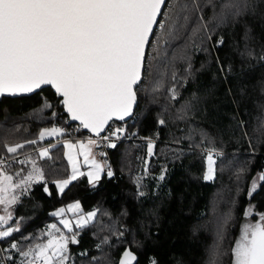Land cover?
I'll use <instances>...</instances> for the list:
<instances>
[{"label":"trees","instance_id":"obj_1","mask_svg":"<svg viewBox=\"0 0 264 264\" xmlns=\"http://www.w3.org/2000/svg\"><path fill=\"white\" fill-rule=\"evenodd\" d=\"M244 3V14L216 28L212 40L203 44L184 47L183 38L158 43L160 30L155 29L150 44L158 50L146 53L144 90L138 91L135 119L128 127L162 141L154 149L158 165L137 177L138 182L132 173L134 144L122 142L104 155L108 161L97 184L82 176L58 195L54 182L66 179L69 171L61 147H54L50 158L36 160L44 180L9 209L10 226L19 231L0 240L8 249L6 264L23 259L10 251L11 243L25 250L41 243L54 220L52 212L72 202H79L83 212L97 211V216L75 230L79 243L69 244V264H118L126 247L138 256L137 264H150L153 258L157 264H232L248 206L257 210L253 220L264 213V182L259 180L264 174V0ZM211 14L210 8L204 9L206 21ZM215 24L213 20L209 28ZM218 37L224 44L214 46ZM172 87L178 93L175 99L170 98ZM42 98L52 102L54 117L42 122L24 119ZM181 115L185 118H178ZM161 118L164 125L158 124ZM66 120L50 89L0 99V158L12 155L6 145L25 144L17 153L22 154L49 144L51 140L39 139L40 131ZM29 140L37 143L27 144ZM210 147L223 155L216 160L215 179L205 181V152L199 149ZM109 169L111 177L106 175ZM162 172L163 181L158 179ZM254 180L257 190L249 198ZM105 237L109 242L101 243ZM85 251L87 256H82Z\"/></svg>","mask_w":264,"mask_h":264},{"label":"snow or ice","instance_id":"obj_2","mask_svg":"<svg viewBox=\"0 0 264 264\" xmlns=\"http://www.w3.org/2000/svg\"><path fill=\"white\" fill-rule=\"evenodd\" d=\"M246 7L244 0H167V3L166 0H0V96L30 94L51 86L62 98L70 120L78 121L82 128L100 137L110 121H124L133 116L137 94L144 90L142 80L148 71L146 53L158 50L150 44L154 29L160 30V36L156 37L158 43L163 40L168 44L183 38L184 47L203 44L212 40L216 28L229 19L242 16ZM205 8H210L212 13L207 21ZM213 20L216 24L210 29L209 24ZM223 44V37H218L214 46ZM186 71L191 73L190 62ZM172 79H176L175 70ZM177 95L176 88L172 87L170 98L175 99ZM152 102H156L155 98ZM51 108L52 105L45 100L38 111ZM178 118L185 117L181 115ZM158 124L164 125L165 120L159 119ZM64 131L58 127L44 128L39 139L62 136ZM125 131L123 126L111 128L103 139H120ZM27 143L35 144L37 141L29 140ZM95 144V140L89 139L87 145L83 142L78 145L84 163L90 167L86 175L93 185L99 182L104 172L103 165L94 158L90 159ZM109 146L116 145L110 142ZM24 147L25 144L16 143L6 145V150L15 158ZM66 147L71 150L77 145L69 142ZM154 149V141L147 138L145 171ZM49 153L50 149L43 148L38 156L50 158ZM222 155L214 147L205 150V181L215 179L216 160ZM68 160L72 166L70 178L55 182L61 193L78 175H85L79 170L71 152ZM16 162L30 164L31 171L14 183L13 176L7 174V160L0 158V206L5 213L0 215V240L19 231L18 226L9 225L13 220L9 209L18 202L14 194L16 189L26 191L31 183L44 180V172L36 159L25 157ZM106 175L111 177L113 173L109 169ZM164 178L162 172L158 179L163 181ZM259 180L264 182V174L259 176ZM256 190L257 182L254 180L249 198ZM139 194L144 195L142 191ZM65 211L61 208L52 215L64 217ZM67 211L73 213L75 229L80 230L97 216V211L84 213L79 202L70 204ZM256 211L249 205L245 216L252 217ZM258 220L257 223L243 224L241 235L232 249L233 264H264V213L259 214ZM60 224L70 236L52 224L46 243H36L26 250L11 243L10 251L15 250L23 257L20 264H69V244L79 243L78 234L71 220L62 218ZM108 242L107 237L101 241ZM216 254L214 250L213 255ZM81 255L87 256V252ZM136 261L137 256L125 249L118 264H134ZM150 264H157V261L153 258Z\"/></svg>","mask_w":264,"mask_h":264},{"label":"built area","instance_id":"obj_3","mask_svg":"<svg viewBox=\"0 0 264 264\" xmlns=\"http://www.w3.org/2000/svg\"><path fill=\"white\" fill-rule=\"evenodd\" d=\"M135 113L133 117L125 123H122V124H119L116 122L110 123L109 127L105 130V132L100 137L91 136L90 134L84 132L82 129V126L80 125L68 124V120H66L63 123L55 122L53 123V127L63 128L65 130L64 135H62V138L60 139L59 142L86 143L89 139H93L96 141V144L94 145L95 148L100 150L102 153H104V155L109 150L114 149L119 143H122V142L128 143L131 141H135V144H134L135 153L133 157L135 161V165H134L132 173L134 177L137 178V177H141L147 174V172L152 167H154V165H158L157 156L154 154L151 158L148 159L147 171H145V159L147 158V150H146L147 138H151L154 141L155 145L162 143V141L156 135L142 136L138 133L136 129H133V130L129 129L128 126L134 122L133 120L135 119ZM121 126H123L126 129V131L121 135L120 139H116V137H111L110 141L107 139H103L104 136L108 135L109 129L114 128V127H121ZM110 142L115 143L116 146L110 147L109 146ZM178 146L182 148L185 147L179 144ZM199 151L205 152V149H199ZM32 153H34V150L27 151L26 153H22V154H16L15 158H13V155L4 156L1 158L7 160L8 162L7 171H9L13 168L23 166L24 164L21 165L17 163L16 161L23 160L25 159V157H28ZM107 161L108 160H105V163H107ZM2 264H6L4 260V256H2Z\"/></svg>","mask_w":264,"mask_h":264},{"label":"crops","instance_id":"obj_4","mask_svg":"<svg viewBox=\"0 0 264 264\" xmlns=\"http://www.w3.org/2000/svg\"><path fill=\"white\" fill-rule=\"evenodd\" d=\"M45 100L48 101V102L52 105V108H51V109H44L43 111H38L39 109L42 108V106H43V102H44ZM53 113L56 114V112L54 111V107H53L52 102L49 101L48 99H43V98H42L40 104H39L37 107H35L34 109L28 111L23 117H24V119H27V120H33V119H35V120H37V121L42 122V121H48V120H51V119L54 117ZM30 117H31L32 119H30ZM50 128H51V127H50ZM52 137H53V136H52ZM61 138H62V136H56V138L46 137L44 140H51L52 142H50L49 144L44 145L43 147L40 146V147H37V148H32V149L29 150V151L34 150V153H33L32 155H30L29 157H31V158H33V159H36V160H38V161L44 160V159H46V158H39V156H38V153H39V151H40L41 149H43V148H48V149H50V151H51L54 147H56V146H60L61 149H62V152H63V158H64V160H65V162H66V164H67V166H68V171H69V175H68V177H67L66 179H69L70 176H71V173H72V166H71V164L69 163V160H68V154H69V152H71V154L73 155V157L75 158V160H76V162H77V165H78V167H79V170H80L81 172H84V173H85V175H83V176H84V177L87 179V181L89 182V179H88V176L86 175V173L90 170V167L84 163V156H83V154H81V151H80V149H79V147H78V145H79L80 143H72V142H71L72 144L77 145V147H74V148H72V149L70 150V149H68V148L66 147V144L69 143V142H59ZM27 144H28V143H27ZM84 144L87 145V142L84 143ZM92 153H93V157H90V159H91V158H94L98 163H100L101 165H103V167L105 168V160L103 159V157H104V153H102L100 150L96 149L95 146H92ZM102 175H103V173L101 174V177H102ZM80 177H82V176H79V175H78L76 179H78V178H80ZM76 179H75V180H76ZM62 180H64V179H62ZM75 180H72V181L69 183V185H70L73 181H75ZM57 181H60V180H57ZM57 181H55V182H57ZM99 181H100V180H99ZM55 182H54V188H55L57 194H58V195H61L62 193H61V192L59 191V189L57 188ZM89 183H90V182H89ZM97 183H98V182H97ZM97 183H96V184H97ZM90 184H92V183H90ZM69 185H68V186H69ZM92 185H93V184H92ZM68 186H67V188H68ZM67 188H65L64 191H65ZM72 203H74V202H72ZM72 203H69V204H67V205H70V204H72ZM53 217H54V216H53ZM56 222H57V221H56V219H55V217H54V220H53L52 222L48 223L47 225L49 226V225H52V224H54V223H56ZM10 223H11V221L9 222V225H10ZM63 234H64V233H63ZM57 235H58V234H57Z\"/></svg>","mask_w":264,"mask_h":264},{"label":"rangeland","instance_id":"obj_5","mask_svg":"<svg viewBox=\"0 0 264 264\" xmlns=\"http://www.w3.org/2000/svg\"><path fill=\"white\" fill-rule=\"evenodd\" d=\"M30 119H32L31 117H30ZM33 120H35V119H33ZM50 127H53V125L52 126H50ZM49 127V128H50ZM46 138V137H45ZM44 138V139H45ZM51 138H56V136H53V137H51ZM44 146V145H43ZM43 146H41V147H43ZM33 154V153H32ZM31 154V155H32ZM26 165V164H25ZM29 171H31V165L30 164H27L26 166H20V167H16V168H14V169H12V170H9L8 172H7V174L8 175H11V176H13V181H14V183L15 182H18L20 179H21V177H26L27 176V173L29 172ZM17 173H19L20 175H17ZM40 182H42V181H40ZM40 182H33V183H31V185L30 186H28L27 187V190L26 191H22L21 189H16V191H15V195H17V197H18V202H17V204L18 203H20L21 202V199H22V197H24V196H26L27 195V193H28V191L29 190H31V188H32V185L33 184H35V183H40ZM251 188V187H250ZM74 203H76V202H74ZM73 204V203H72ZM81 205V204H80ZM68 206L69 205H65V206H62V207H60V208H58V209H56L54 212H56V211H58L59 209H61V208H64L66 211H65V214H64V217H56V216H54L55 217V219H56V223H54V224H56L57 225V227L61 230V232L62 233H64V235H68L69 233L67 232V230L66 229H64L63 228V225L62 224H60V219H69V220H71L72 222H73V227H74V231L75 230H77V229H75V219H74V216H73V213L72 212H68L67 211V208H68ZM81 208H82V206H81ZM0 211L1 212H3V206H0ZM54 212H52V214L54 213ZM246 212V211H245ZM84 213H87V212H84ZM5 214V213H4ZM51 214V215H52ZM246 222H252V223H257V222H259V220H258V216H257V219L256 220H253L252 219V217H246L245 216V213H244V217H243V220H242V222H241V226H240V230H239V233H238V236L236 237V240H235V242L239 239V237H240V235H241V229H242V226H243V224L244 223H246ZM11 224V223H10ZM51 229H50V225L48 226H46V228H45V230H44V234H43V236L45 237V239L41 242V243H46L47 242V240H48V235H47V233L50 231ZM0 248H1V250H0V254L3 256H5L6 257V253H7V251H8V249L6 248H3V246L0 244ZM7 258V257H6ZM39 264V263H38ZM232 264H233V257H232Z\"/></svg>","mask_w":264,"mask_h":264},{"label":"water","instance_id":"obj_6","mask_svg":"<svg viewBox=\"0 0 264 264\" xmlns=\"http://www.w3.org/2000/svg\"><path fill=\"white\" fill-rule=\"evenodd\" d=\"M166 2H167V0H166ZM162 11H163V9H162ZM158 21H159V18H158ZM154 31H155V29H154ZM150 41H151V40H150ZM44 89H50L51 92H52V93L54 94V96L56 97V99H59V106L62 108L63 113L66 115L67 120H68V124H76V125H80L78 121H71V120H70V118L68 117V114H67L66 111L64 110V106H63V104H62V102H61L62 98L59 97V96L55 93V90H54L53 88H51V86H44L42 89L37 90V92L30 93V94H20V95H16V96H9V95L0 96V99H2V98H11V99H15V98H22V97H30V96H32V95H34V94H36V93H38V92H40L41 90H44ZM137 106H138V100H137ZM136 108H137V107H136ZM136 108L134 109V113H135V111H136ZM133 115H134V114H133ZM132 117H133V116H132ZM132 117L126 118L124 121H119V120H115V119H114V120H112V121L109 122V125H110V123H112V122H116V123H119V124L125 123V122L129 121ZM109 125L105 128V130L109 127ZM82 129H83L84 132L90 134L91 136H95L93 133L89 132L87 129H84V128H82ZM104 132H105V131H104ZM104 132H102L101 135H102ZM125 249H129V250H130L129 247H126ZM133 253H134V252H133ZM134 254H135V253H134ZM135 255H136V254H135ZM136 256H137V255H136ZM121 258H122V255H121L120 259H121ZM119 261H120V260H119ZM137 263H138V256H137V261L134 262V264H137Z\"/></svg>","mask_w":264,"mask_h":264},{"label":"bare ground","instance_id":"obj_7","mask_svg":"<svg viewBox=\"0 0 264 264\" xmlns=\"http://www.w3.org/2000/svg\"><path fill=\"white\" fill-rule=\"evenodd\" d=\"M128 143H133V144H135V141H131V142H128Z\"/></svg>","mask_w":264,"mask_h":264}]
</instances>
